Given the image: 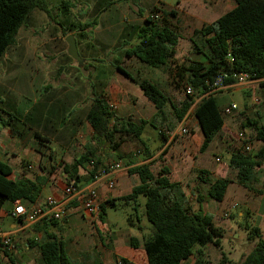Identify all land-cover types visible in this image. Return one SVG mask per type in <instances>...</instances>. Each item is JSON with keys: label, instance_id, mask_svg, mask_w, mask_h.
<instances>
[{"label": "trees", "instance_id": "obj_1", "mask_svg": "<svg viewBox=\"0 0 264 264\" xmlns=\"http://www.w3.org/2000/svg\"><path fill=\"white\" fill-rule=\"evenodd\" d=\"M234 1L235 6L232 9L213 22L194 29L190 37L192 49L204 60L195 61L191 67L184 63H175L174 57L181 37L167 20L163 24L158 23L159 7L154 5L150 8L137 34L140 38L139 43L122 50V56L135 58L152 68L168 71L172 77L171 83H177L178 87L183 83H186L185 86L190 84L194 94L187 95L183 101L176 104L154 80L136 78L120 62L115 63L113 64L115 71H119L139 85L144 95L154 105L157 117L153 120L139 121L132 117H119L111 107L105 91L95 93L87 112V121L91 124L95 140L109 142L112 149H117L129 137L141 139L146 126L151 125L159 130L160 140L166 141V131H174L196 99L200 98L193 113L204 136L199 151L200 153L207 151L221 135L226 123V118L218 105L217 93L204 96L210 90L216 76L227 74L229 77L225 79V85L229 86L238 82L234 77L235 73H247L250 79L260 80L264 87V0ZM35 10L49 13L47 0H0V62L16 44L20 29L23 26L35 25L33 18ZM165 14L177 15L174 10ZM89 25L85 24L86 27ZM69 29L73 30L70 27ZM68 32L65 31L64 35ZM5 125L15 130L10 122L6 121ZM242 126L245 130L248 129L247 139L252 143L253 149L247 151L243 145L237 148L231 154L229 165L237 171V182L254 192L256 191L254 185L259 182L258 169L264 167V123L259 116L253 119L248 117ZM36 139L37 151L43 157L54 158L51 146L46 144L47 139L39 133H36ZM256 142L260 143V146L254 152ZM152 164L150 161L128 169L130 174L140 178V183L127 195L100 200L97 221L105 222L108 208H117L119 201L127 205L133 204L138 213L139 200L144 198L145 216L150 222L149 231L143 234L141 240L131 237L130 242L135 248L143 246L148 264H183L192 255L196 257L194 264H205L204 252L197 248L209 244L221 248L224 228L216 224L211 213L203 210L201 203L197 209L188 203L183 185L170 179L171 172L168 167H163L155 174L151 168ZM108 169L96 155V148L91 147L81 157L65 164L63 172L70 181L73 180V183L81 188L96 180L102 171L107 172ZM41 170L44 171V168ZM52 173L50 170L48 176ZM82 173L88 174L85 184H80L83 181ZM12 175L13 167L0 161V207L10 203V214L16 201L28 207L36 204L43 187L49 181V178L44 181L28 177L14 179ZM198 179L209 186V198L218 202L224 201L228 187L233 182L230 178L214 179L211 172L206 169L198 171ZM261 186V189L257 190L260 193L264 190V174ZM73 200L75 202L76 198ZM198 201H203L202 195L198 196ZM35 225L38 228L45 227L42 239L30 243V246L38 248L40 263L72 264L62 238L54 230H49L50 227L60 230V220L45 218ZM248 226L250 240L253 242L257 240L254 248L240 261L231 260L223 253L218 264H264V238L261 229L256 225ZM139 229L143 230L141 225Z\"/></svg>", "mask_w": 264, "mask_h": 264}, {"label": "crops", "instance_id": "obj_2", "mask_svg": "<svg viewBox=\"0 0 264 264\" xmlns=\"http://www.w3.org/2000/svg\"><path fill=\"white\" fill-rule=\"evenodd\" d=\"M129 2L130 0H95L92 7L93 9L90 10L91 12L89 13V16H91V18L95 17V19H88L79 29H73L65 36L62 34L64 40H66V37L70 34H73L75 38L76 35H79V41L77 38L76 40L78 41L77 45L79 52H81V56H84L86 60L87 56H90L98 63L97 66H92L91 63H88L89 68L85 71L88 74H80V70L77 68L79 67L78 64L75 65L67 58L66 60L63 59L62 62L64 63L58 64L55 70L52 69L53 72H55L52 81L49 83L43 81L39 83V87H37L41 90H46L47 93L45 97H37L33 103L29 104L28 102H24L22 96L17 93L14 98L7 102L6 105H8V107L3 105V101L0 104L2 105L0 106V161L13 167L12 178L14 179L28 177L30 179L39 178L44 181L46 178H49V181L43 189L49 186L54 194L48 195L46 199L56 196V193L60 200L64 199L67 202L71 199V197L69 198L68 195H66L65 187L69 183H73V180L70 181L66 176L63 172V167L65 164L71 163L75 158L81 157L88 148L92 147V143L97 141L94 138L91 124L87 121V112L92 105L95 93L105 91L110 105H115V108H112L113 110L115 109L114 112L119 117H122L118 114V111L123 103L132 105V107L126 111L127 118L132 117L134 120L139 121L142 119L153 120L157 117V111L154 105L144 95L139 85L119 71H115L114 65L104 63V58H107L113 53L114 40H116L119 35H121V37L125 36L126 38L135 36V34L137 35L142 26V22L148 16V13H143L138 6V10L133 11V7ZM112 3L115 6L113 10L107 14V12L104 11L107 10ZM159 3L160 0L157 2V5ZM39 13L40 15L42 13L46 14V12L35 10L33 12L35 25L31 27L38 26L36 15ZM97 20H101L102 27L96 29L97 31L95 32L97 33V37L95 39L88 38L87 32L92 33V31L95 30L93 24H96ZM85 24L90 25L86 27ZM112 32H115V34ZM51 34L54 35L52 39H57L58 41L62 39L56 29ZM92 40H95V42ZM126 44L127 42H124L123 46L118 48V51L130 47ZM92 47H95L93 51H91ZM67 49L68 46H66L64 50H61V54L65 55ZM120 53L122 55V52ZM10 65V62L9 64L3 65L7 70V82H16V86H19V88L23 83L25 85L24 89L28 92L37 88H34L35 82L30 81L27 74L36 73V75L40 77V72L47 69L40 65L34 66L24 64L20 66H24V73L22 74L26 75L25 77L22 75L11 76V74L14 73L11 67H14L16 70H22L23 68L16 66L17 64L14 63H12L11 67ZM127 70L132 73L131 70ZM139 71L138 69V72ZM135 77L139 78L137 76ZM145 78L149 77L146 76ZM235 84L229 85L228 88L233 87ZM193 106L195 105L193 104ZM192 108L190 110H192ZM15 114H17L18 117L15 116ZM3 115L7 116L8 119L4 121L2 118ZM6 121L8 123L10 122L15 130L5 125ZM181 123L182 121L177 125L174 131H166L167 140H160L157 142L158 145L156 146V150H149L144 140L148 125L141 139L129 137L123 141L117 149H112L111 144L107 142V146L104 148L106 154L102 156L96 151V155L109 169L107 172L102 171L96 180L87 183L85 187L90 186L95 188L99 193L101 201L122 197L129 194L133 187L140 183V178L135 174H130L128 169L132 166L148 163L150 161L153 162L151 168L155 174L163 167H168L171 172L170 179L174 182H180L183 185L188 183L191 178L199 180L198 171L204 168L201 164L207 160L201 159L200 156H198L199 153L194 150L193 142H199V147L197 148L199 150L204 139L196 117L194 124H197V128L192 139L181 144L169 146L174 137L172 134L179 129ZM226 127L227 125L225 123L222 133L226 130ZM197 129L202 134L200 141L195 139ZM36 133H39L42 137L47 139V145H57L61 147L62 150L59 152L57 148L53 149L51 147L54 158L43 157L36 149L38 146ZM230 133L233 135L235 134L233 131H230ZM127 142H131L135 148L133 147L130 150L125 148L124 145ZM144 153L146 157L141 158V155ZM119 156H123L124 158L120 159ZM117 163L120 164V167H117ZM42 168H44V171L41 170ZM195 169H197V171ZM223 169L224 168L220 167H217L216 170L211 169V176L214 179L219 177L228 178L226 177V171L224 172ZM50 170H52L53 173L51 176H48ZM233 171L235 177L232 179L230 178L233 181L231 184L238 185L234 191L248 197V203L252 204L254 208H256L255 204L259 202L258 209L255 210L252 208L254 210V225L261 229L264 238V211H262L261 203V201L264 200V193L261 194L260 198H257L254 194L248 192L246 188L237 182V171L235 169H233ZM81 175L83 181L80 182V184H85L88 179V174L82 173ZM135 177L138 179L136 183ZM110 181L115 182L113 187H109ZM46 199L42 198L40 195V199L36 204L44 205ZM70 202L76 207L71 210L72 212L69 218L75 213L81 214L89 224L90 220L86 210L83 209L82 202H80L79 199H76L75 202L74 200H69V203ZM6 204L7 203L0 207V221L3 224L4 230L13 234V246L10 251H7V254L0 255L2 261H5L3 256L4 258L5 256H9L8 258H10L12 262L15 261L16 264H37V261L40 259V252H38L35 247L30 246V243L33 241L39 242L42 239L45 227L39 226L38 228L35 224L25 223L13 217L12 214L9 213L10 206L7 207ZM248 207L249 206H247V208ZM80 208L82 211L78 212L77 210ZM238 215L241 217L243 212H238ZM213 216L216 222V217L215 215ZM104 223L105 222H100L102 226ZM100 224L98 225L100 226ZM216 224L221 226L220 223L216 222ZM96 229L98 233L102 232V230H104L103 233H110L109 238L113 241L110 245H105L103 241H101L100 244H96L101 253L114 255L117 264H142L143 262L144 264H148L143 246L135 248L130 242L131 237L142 239L144 234L142 229H139L141 236H139L138 233L136 235L127 233L130 234V236L125 240H122V238L116 234L117 232L104 229V227H97ZM49 230L52 231L54 229L50 227ZM92 234L93 232H90V236ZM82 237L86 238L88 235L84 234L77 239H73L69 246L65 245L68 255L71 253L75 255H85L86 251H73L78 249L77 246H79L81 250L83 249L80 245ZM120 245L123 246V248L119 249ZM207 246L197 248L203 250L204 259L206 260L205 264L210 263L207 258ZM87 248H89V245H87L85 250H88ZM246 254L248 253H244L242 258ZM195 260V255H192L189 259L185 260L183 264H194ZM220 260L221 258L219 261ZM219 261L216 264H218ZM95 264H106V261L96 262Z\"/></svg>", "mask_w": 264, "mask_h": 264}, {"label": "rangeland", "instance_id": "obj_3", "mask_svg": "<svg viewBox=\"0 0 264 264\" xmlns=\"http://www.w3.org/2000/svg\"><path fill=\"white\" fill-rule=\"evenodd\" d=\"M112 1V0H108ZM49 4V13H42L40 15H36V19H38V26H23L18 34L17 42L14 46L10 48V50L6 53L3 60L0 62V104L3 101V105L8 107L7 102L14 98L17 93L22 96L24 102H28L29 104L33 103L37 97H45L46 90L39 89V83L45 81L49 83L52 81L55 76V67L58 64L64 63L63 59L70 60L75 65L78 62L73 59L67 52L61 54V50H64L68 43L64 40L65 31H70L69 27L72 29H79L81 25H83L88 19H95V17L89 16V13L92 10L95 0H47ZM159 0H130L129 4L133 7L134 10H138L137 6L141 8L143 13L149 14V9L154 5H157ZM115 5L112 3L107 10L109 14ZM160 8L158 11L159 17L157 18L159 24H163L167 22L175 28L181 39L177 49V54L175 55V63L185 64L188 67L194 65L195 61L202 62L204 59L201 55H196L192 49V43L190 41V37L193 34L194 29L200 28L203 24L211 23L216 20L218 17L223 15L225 12L229 11L235 6L234 0H160V3L157 5ZM171 10H174L177 15L170 16L166 15L165 12L170 13ZM165 11V12H164ZM133 13V12H132ZM131 13V15H132ZM112 14V13H111ZM46 21V22H45ZM91 22V21H90ZM102 27L101 20H97L96 24H93L94 31L87 32L88 38L95 39L97 37L96 29H100ZM56 29L58 34L61 35L62 39L59 41L57 39H52L54 35L53 31ZM115 34V32H112ZM131 35V34H130ZM76 38L79 41V35H76ZM95 42V40H92ZM114 50L113 53L110 54L107 58H104L105 64H115L121 63L124 67L131 70L132 75H135L139 78L151 77L159 86L165 90L167 94L171 96L173 101L178 104L183 101V99L187 96L185 94V84L178 87L177 83H171L172 77L169 75L168 71L162 69L152 68L148 65H145L138 61L135 58L123 57L121 55V50L118 51V48L122 47L124 42H127L126 45L132 46L139 43L140 38L138 35L126 38L125 36L119 35V37L114 40ZM95 45V44H94ZM92 45V46H94ZM96 47V46H95ZM92 47V50L95 49ZM90 52V51H89ZM81 54V52H80ZM84 67H77L80 70V74H85L87 69L89 68L88 63H91L92 66H97L96 60H93L92 57L87 56V60L84 56ZM10 67L12 63L20 65H37L44 68H47L45 71L40 72V77H38L33 73L27 74V77L30 81L35 82V86L37 89L30 90L29 92L24 89L25 85L22 83L21 87L16 86V82L13 81L7 82L6 78V68L3 65L9 64ZM103 64V65H105ZM79 66V65H78ZM23 68L21 71L16 70L14 67L11 76H23L24 66H20ZM138 69L140 70L138 72ZM52 70V71H51ZM88 74V73H86ZM10 75V74H9ZM179 80V78H178ZM177 81V80H176ZM39 89V90H38ZM20 91V92H19ZM43 95V96H42ZM254 96H258L261 98L260 104L254 103ZM217 101L219 107L223 109L226 106H230L233 103L237 104L239 109L231 115H226L223 112V115L226 118V130L217 137V139L211 144L209 149L204 153H200L197 149L199 147V142H193L194 150L199 153L201 159L207 160L201 164L203 169L216 170L217 167L224 168V172L226 171V177L233 178L234 171L230 165L229 160L231 154L237 150V148L243 145V141L239 139V134L241 132H245L246 136L248 134V129L245 130L242 124L245 122L246 118H256L260 117L262 122L264 123V87L260 84V82H250L248 84H235L233 87H229L225 89L223 92L217 93ZM195 105V104H194ZM2 106V105H0ZM196 106V105H195ZM193 106L190 114V118L192 119L191 133L188 136L176 135L171 140L169 146L174 144H181L186 142L187 140H191L192 136L195 133L197 128V124H194L195 116L193 113ZM132 105L123 103L118 111V114L124 118H127L126 111L131 108ZM115 110V109H114ZM15 116L18 117L17 114ZM3 120H7V116H2ZM194 124V125H193ZM245 130V131H244ZM230 131H233L235 134H231ZM146 132L144 135V140L146 142L149 150H156L157 142L160 141L159 130L154 126L148 125L146 128ZM202 137L201 132L197 129L195 139L200 141ZM107 146V142L105 141H94L92 143V147L96 148V151L100 153V155L104 156L106 153L104 148ZM125 148L128 150L132 149L135 146L131 142H127ZM260 143H255L254 152L259 148ZM53 149L57 148L59 152L62 150L61 147L57 145L51 146ZM133 151V150H131ZM141 155V154H140ZM146 157V154H142L141 158ZM203 160V161H204ZM197 171V169H195ZM223 174V173H219ZM259 182L254 185L256 191H249L251 194H254L257 198L264 193V190L260 193L257 190L261 189V183L264 174V167L258 169ZM137 177H135V183L137 181ZM238 185L231 184L228 187L227 197L223 202H218L213 199H210L208 196L209 186L202 183L200 180L189 179L188 183L183 184L184 190L187 194L188 203L194 208H199V204H202V208L204 211L215 215L216 222L220 223L224 228V236L222 237V248H217L214 245H208L207 258L209 259V264H216L220 258H222V254H226L229 259L238 261L242 258L244 253H249L255 246V243L249 238V226L254 225V210L258 209L259 202H257L256 208L252 207V204L248 203V197L244 196L241 193H237L234 191ZM237 193V194H236ZM54 194L51 188L48 186L44 188L41 192L42 198H47L48 195ZM55 198L59 199L58 194H55ZM202 195L203 201H198V196ZM241 195V196H239ZM144 198H140L139 200V212L136 213L133 204H124V202H118L117 208H108L107 217L105 219V223L100 224L98 222V218L96 222L92 223L89 221V224L83 218L81 214H73L69 215L76 206H73L71 202L67 206L68 215L65 217V220H60V227L54 228V231L62 238L65 245L69 246L73 239H77L84 234H87L88 237H82L80 245L83 248L75 249L73 251H86L85 255H75L70 254V261L72 264H95L96 262H104L106 264H117L115 261L114 255H106L100 252L97 247V244H100L101 241L104 242L105 245L111 244L113 241L110 240L109 232H97V227H104V229H108L112 232H117L116 234L122 238V240L129 238L131 233L132 235H136L137 233L141 236L139 226L143 227V233L146 234L149 231L150 222L145 216L144 209ZM237 203L235 208L232 207L233 204ZM262 203V211H264V200ZM6 206H10V203H7ZM247 206H249L247 208ZM251 206V207H250ZM253 208V209H252ZM78 212H81L82 209H78ZM238 212H243V215L239 217ZM228 214V216L226 215ZM140 217V218H139ZM239 217V218H238ZM139 219L141 221L139 222ZM67 221V222H66ZM100 224V226L98 225ZM90 232L93 234L90 236ZM97 243V244H96ZM89 245L88 250L85 248ZM123 248V246H119V249ZM38 250L37 247H35ZM39 252V250H38ZM7 257V258H6ZM9 256H3L5 261H2V257L0 256V264H16L15 261H11ZM219 258V259H218ZM142 262V261H141ZM37 264H41L40 260L37 261ZM144 264V262L142 263Z\"/></svg>", "mask_w": 264, "mask_h": 264}, {"label": "built area", "instance_id": "obj_4", "mask_svg": "<svg viewBox=\"0 0 264 264\" xmlns=\"http://www.w3.org/2000/svg\"><path fill=\"white\" fill-rule=\"evenodd\" d=\"M229 77L227 74H220L216 76L213 80L210 90L204 94L207 96L209 94L218 93L222 90L228 89V86L225 85V79ZM234 77L238 79L237 84H248L250 82H261L260 80H252L250 79L247 73H235ZM185 94L192 96L194 94V89L192 85L188 84L185 86ZM200 100V98L196 99L195 105ZM254 103L260 104L261 98L258 96H254ZM111 107L115 108V105ZM239 109L238 105L233 103L230 106H226L223 109V112L226 115H231L233 112ZM191 110L186 114L179 129L173 133V136L182 135L188 136L191 133V123L192 119L190 118ZM239 139L243 141L244 149L247 151L252 150V143L248 141L246 133L241 132L239 134ZM117 167H120V164L117 163ZM115 184L114 181L109 182V187H113ZM65 193L68 195L70 201L74 198L79 199L82 202L83 209L86 210L89 220L94 223L99 216L100 213V197L98 191L93 187H81L78 188L74 183H69L65 187ZM69 200H60L55 197H50L45 200L44 205L34 204L30 207L26 206L20 201H16L13 205L12 216L22 220L25 223L36 224L42 221L45 218H54L56 220H62L68 215L67 206L69 204ZM237 203L233 204L232 207L235 208ZM228 216V214L226 213ZM13 246V234L11 232H6L3 228V224L0 221V255H5L7 251H10Z\"/></svg>", "mask_w": 264, "mask_h": 264}, {"label": "water", "instance_id": "obj_5", "mask_svg": "<svg viewBox=\"0 0 264 264\" xmlns=\"http://www.w3.org/2000/svg\"><path fill=\"white\" fill-rule=\"evenodd\" d=\"M66 42L68 43V54L78 62L79 67H82L84 65L85 60L84 58H82L79 52L75 36L73 34L68 35L66 37Z\"/></svg>", "mask_w": 264, "mask_h": 264}]
</instances>
